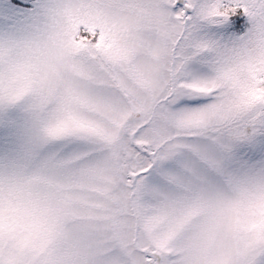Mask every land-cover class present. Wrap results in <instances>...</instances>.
<instances>
[{
  "label": "snow or ice",
  "instance_id": "1",
  "mask_svg": "<svg viewBox=\"0 0 264 264\" xmlns=\"http://www.w3.org/2000/svg\"><path fill=\"white\" fill-rule=\"evenodd\" d=\"M0 264H264V0H0Z\"/></svg>",
  "mask_w": 264,
  "mask_h": 264
}]
</instances>
